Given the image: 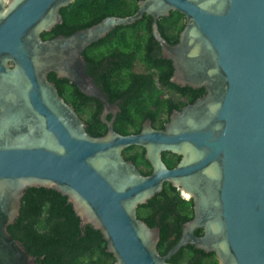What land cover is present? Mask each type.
<instances>
[{
	"label": "water",
	"instance_id": "water-1",
	"mask_svg": "<svg viewBox=\"0 0 264 264\" xmlns=\"http://www.w3.org/2000/svg\"><path fill=\"white\" fill-rule=\"evenodd\" d=\"M70 1L0 0V19L9 17V48L0 38V264H39L8 229L30 187L66 195L81 226L101 231L114 264H176L169 259L188 244L214 252L219 264H264V0H142L130 16L44 39ZM172 10L186 18L176 43L158 23ZM145 13L173 62L171 81L206 93L174 109L163 129L148 118L140 132L122 134L114 128L118 103L88 72L84 51ZM51 72L102 102L104 135L88 131ZM134 145L145 149L151 173L125 157ZM164 151L181 156L175 167ZM166 182L194 201V216L164 255L160 227L138 209Z\"/></svg>",
	"mask_w": 264,
	"mask_h": 264
},
{
	"label": "trees",
	"instance_id": "trees-1",
	"mask_svg": "<svg viewBox=\"0 0 264 264\" xmlns=\"http://www.w3.org/2000/svg\"><path fill=\"white\" fill-rule=\"evenodd\" d=\"M111 1L90 0L86 5L83 0L78 8H90L92 18L66 19V34L98 23L110 15L132 13L138 7L134 5L130 12H125L121 7L110 5ZM152 21V15L145 13L133 24L117 26L84 51L88 72L111 102L119 101L120 112L114 128L122 134L138 132L148 118L155 127H164L174 109H181L205 93L204 88L181 87L171 81L174 65L172 60L162 56L161 46L152 33ZM158 23L167 40L175 43L185 25V15L172 10ZM50 35L48 32L43 34L44 38ZM49 79L74 105L91 134L102 136L107 132V125L100 117L103 105L99 99L85 95L68 79L58 78L54 72L49 73ZM124 155L133 160L144 174L151 173L152 167L142 146H130ZM180 157L177 154V158L168 165L172 167ZM193 204V200L183 198L172 183L166 182L160 193L139 206V217L161 229L158 248L162 254L165 255L179 241L183 222L193 215ZM8 229L15 239L23 242L29 253L37 257L39 264H114L115 261L114 255L107 250V241L101 231L91 224L81 226L73 204L55 189L28 188L22 198L21 213ZM181 250L184 258L178 259L174 255L169 260L187 264L193 250L196 252L193 245L183 246ZM206 256L209 260L204 264H213L215 254Z\"/></svg>",
	"mask_w": 264,
	"mask_h": 264
},
{
	"label": "flooded vegetation",
	"instance_id": "flooded-vegetation-1",
	"mask_svg": "<svg viewBox=\"0 0 264 264\" xmlns=\"http://www.w3.org/2000/svg\"><path fill=\"white\" fill-rule=\"evenodd\" d=\"M140 1H142V0H112L111 1V3H110V5H112V6H117V7H121V8H123V10L125 11V12H130V10H131V8L130 7H132V6H134V5H138V7H137V9L136 10H134L132 13H127V14H123V16H130V15H132V14H134L137 10H138V8H139V3H140ZM9 2V1H8ZM85 2H86V5H88L89 4V2H90V0H85ZM83 3V0H72V1H70L68 4H66L65 6H62L61 8H60V10H59V13L61 14V21L60 22H57V24L53 27V29L52 30H50V31H45V32H48V33H50V34H52V35H50V36H48L47 38H44V36H43V34L45 33V32H43L42 33V37L44 38V39H49V38H53V37H56V36H59V35H63V34H66V32H65V29H64V25H65V21H66V19H76V18H78V17H80V19L82 20L83 18L86 20V19H89V18H92V10L89 8H87L86 10H83V8L82 7H80V8H78V6L80 5V4H82ZM9 5V3L7 4V6ZM78 8V9H77ZM84 14V16L83 17H81V15H83ZM110 16H122V14H115V15H110ZM107 17H109V16H107ZM104 19V18H103ZM160 19V18H159ZM158 19V20H159ZM6 22H9V17H6L5 19H3V18H1L0 19V38H1V41L2 42H4L5 43V45L9 48V41H8V39H7V37H6V35H4V31H3V25L6 23ZM185 24H186V18H185ZM185 26V25H184ZM168 28L170 27V24L167 26ZM85 28V27H84ZM60 29H63V30H60ZM183 29V28H182ZM181 29V30H182ZM76 31V30H75ZM74 32V31H73ZM55 33V34H54ZM71 34V33H70ZM179 34H180V32H179ZM178 39H179V35H178ZM178 39H177V41H178ZM176 41V42H177ZM175 42V43H176ZM171 43V42H170ZM162 51V50H161ZM163 56V55H162ZM101 87V86H100ZM186 87V86H185ZM190 87V86H189ZM191 88H193V87H191ZM202 88H204V87H202ZM194 89H201V88H194ZM103 90V89H102ZM104 91V90H103ZM204 91H205V93H206V90H205V88H204ZM205 93H203L201 96H203ZM201 96H199V97H201ZM198 97V98H199ZM197 99V98H196ZM195 99V100H196ZM111 102V101H110ZM114 102H117L118 103V111H117V114H116V119H115V122H116V120H117V117H118V114H119V112H120V106H119V101H113V102H111V103H114ZM185 106V105H184ZM183 108V107H182ZM102 111H103V107H102V110H101V113H100V117H101V114H102ZM109 115H111L110 117H109ZM108 115V119H110L111 117H112V114H109ZM169 120H167L165 123H164V127H156V128H159V129H163V128H165V126H166V124H167V122H168ZM115 122H114V125H115ZM153 124V123H152ZM154 126V125H153ZM155 127V126H154ZM142 128V127H141ZM141 130V129H140ZM140 130L138 131V132H140ZM138 132H135V133H138ZM163 159H164V161H165V163L168 165V163H170V162H172L173 160H175L176 158H177V154H175V153H172V152H169V151H164L163 152ZM180 159H181V157L179 158V160H176L175 161V163H174V165L171 167V168H173V167H175L178 163H179V161H180ZM169 166V165H168ZM170 167V166H169ZM193 216H194V207H193V215H192V217L190 218V219H188V220H186L185 222H183V224H182V233H181V236H182V234H183V231H184V228H185V226L187 225V223L190 221V220H192V218H193ZM159 227V226H158ZM161 230V229H160ZM203 233H204V230L202 229V228H198V229H196L195 230V234L196 235H198V236H201V235H203ZM189 245V247H190V245H192V244H188ZM188 245H186V246H188ZM194 246V245H193ZM173 247V246H172ZM171 247V248H172ZM170 248V249H171ZM194 248L196 249V252L193 250V256H191L190 258H188V260L186 261V263L187 264H204V262L206 261V260H209L208 258H209V256H206V254H212V253H214V252H207V251H205V250H203V249H200V248H197V247H195L194 246ZM169 249V250H170ZM182 249V248H181ZM178 250L174 255H176V257L178 258V259H181V258H184V256H183V252H182V250ZM169 250H168V252H169ZM167 252V253H168ZM166 253V254H167ZM205 253V254H204ZM215 254V253H214ZM174 255L171 257V258H173L174 257ZM184 255L186 256L187 254L186 253H184ZM177 264V263H176ZM213 264H219V262H218V258L216 257V254H215V260L213 261Z\"/></svg>",
	"mask_w": 264,
	"mask_h": 264
}]
</instances>
